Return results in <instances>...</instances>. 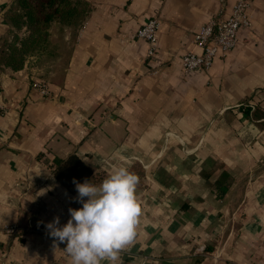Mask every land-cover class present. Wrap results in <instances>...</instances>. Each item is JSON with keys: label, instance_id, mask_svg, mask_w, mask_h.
Here are the masks:
<instances>
[{"label": "crops", "instance_id": "1", "mask_svg": "<svg viewBox=\"0 0 264 264\" xmlns=\"http://www.w3.org/2000/svg\"><path fill=\"white\" fill-rule=\"evenodd\" d=\"M84 1L77 22L51 24L53 47L0 67V264H70L45 225L81 206L50 166L71 154L91 183L119 163L138 177L136 235L116 264H264V0L231 51L190 72L194 33L235 0ZM150 17L152 60L135 36Z\"/></svg>", "mask_w": 264, "mask_h": 264}, {"label": "clouds", "instance_id": "2", "mask_svg": "<svg viewBox=\"0 0 264 264\" xmlns=\"http://www.w3.org/2000/svg\"><path fill=\"white\" fill-rule=\"evenodd\" d=\"M78 208L60 224L59 217L45 226L49 234L65 242L70 264H116L119 253L136 235L141 212L136 194L137 175L124 163L113 164L107 176L94 184L73 181Z\"/></svg>", "mask_w": 264, "mask_h": 264}, {"label": "trees", "instance_id": "3", "mask_svg": "<svg viewBox=\"0 0 264 264\" xmlns=\"http://www.w3.org/2000/svg\"><path fill=\"white\" fill-rule=\"evenodd\" d=\"M86 8L84 0H12L4 13L5 22L14 30L23 28L24 34L17 36L16 31H10L11 39L0 45V67L21 68L28 55L48 45V27L52 21L75 23ZM50 166L55 179L69 192L76 191L74 180L83 182L91 175L90 167L75 154L54 157ZM217 185L216 191L222 194L226 188L220 181Z\"/></svg>", "mask_w": 264, "mask_h": 264}, {"label": "built area", "instance_id": "4", "mask_svg": "<svg viewBox=\"0 0 264 264\" xmlns=\"http://www.w3.org/2000/svg\"><path fill=\"white\" fill-rule=\"evenodd\" d=\"M253 0H235L227 15L217 18L211 17L193 35V42L199 49L187 51L181 57V66L184 72L197 69L207 70L217 55L224 56L235 47L239 32L249 30L252 21L250 6ZM159 22L155 17L146 19L137 29L135 36L144 39L147 43L146 58L152 60L157 53L156 30ZM155 72V71H154ZM37 87L45 92L44 84L37 83ZM2 89L0 87V113L5 112ZM106 164H109L107 161ZM7 233L17 230L15 225L4 226Z\"/></svg>", "mask_w": 264, "mask_h": 264}, {"label": "rangeland", "instance_id": "5", "mask_svg": "<svg viewBox=\"0 0 264 264\" xmlns=\"http://www.w3.org/2000/svg\"><path fill=\"white\" fill-rule=\"evenodd\" d=\"M53 22H57V23H59V24H61V22H59V21H56V20H54V21H52L50 24H49V27H48V37H47V39H50V41H51V47H53V45L52 44H54L56 41L54 40V38H56L55 37V35L53 36V38H52V35H51V24H53ZM14 31H16L15 33H16V35L17 36H22L23 34H24V29L22 28V29H20V30H13L12 32H14ZM12 35V33L10 32V34H9V36L7 37V39H11V36ZM51 39H53V42H52V40ZM52 49V48H51ZM38 63H42L41 61H39Z\"/></svg>", "mask_w": 264, "mask_h": 264}]
</instances>
